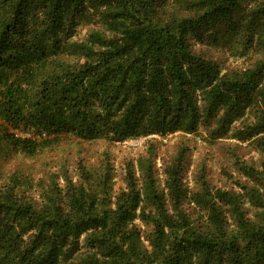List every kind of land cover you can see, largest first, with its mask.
I'll return each instance as SVG.
<instances>
[{
  "label": "trees",
  "instance_id": "16d2710c",
  "mask_svg": "<svg viewBox=\"0 0 264 264\" xmlns=\"http://www.w3.org/2000/svg\"><path fill=\"white\" fill-rule=\"evenodd\" d=\"M176 1L177 12L166 0H0V264H264V194L247 191L260 209L252 220L239 195L202 193L200 223L181 206L182 152L167 171L168 196L152 153L138 161L142 185L130 174L117 196L108 174L95 190L65 174L67 205L47 190L37 207L16 175L2 180L10 156L67 139L192 134L212 119L222 137L250 108L255 121L234 138L264 133V64L223 73L191 44L210 27L233 28L239 11L248 40L259 33L264 45V0ZM95 21L105 30L75 37Z\"/></svg>",
  "mask_w": 264,
  "mask_h": 264
},
{
  "label": "rangeland",
  "instance_id": "374dc122",
  "mask_svg": "<svg viewBox=\"0 0 264 264\" xmlns=\"http://www.w3.org/2000/svg\"><path fill=\"white\" fill-rule=\"evenodd\" d=\"M166 5L168 12L180 7L176 0H166ZM181 15L192 13L182 12ZM234 24L231 29L226 24L210 27L204 38L191 42L195 53L217 63L223 73L243 72L264 64V45L257 41L259 33L255 34L253 41L248 40L247 20L239 11H235ZM92 29L103 31L105 27L98 21L82 23L75 37L85 39ZM255 111L256 108L248 109L222 137L215 134V120L212 119L201 122L192 134L150 135L116 144L105 139L93 142L63 140L56 150L35 157L10 156L6 160L5 178L2 180L16 175L23 181L18 192L25 194L37 207L45 204L47 190L67 205L69 185L64 179L65 174L74 186H85L91 190H95L99 181L108 174L110 192L117 196L126 188L130 174L136 176L138 186L142 185L138 161L152 153L158 188L167 195V171L177 165L182 152L180 176L184 195L181 206L193 218L205 223L206 210L198 198L202 193L214 196L219 191H227L239 195L246 216L257 220L260 209L250 202L247 191L256 189L264 194V133L246 142L233 136L236 128L241 129L244 124L255 121ZM223 208L232 221L228 207Z\"/></svg>",
  "mask_w": 264,
  "mask_h": 264
}]
</instances>
